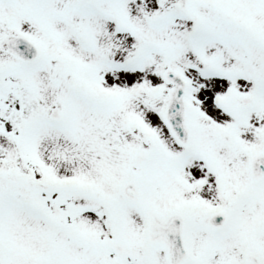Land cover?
Listing matches in <instances>:
<instances>
[{
    "label": "snow or ice",
    "instance_id": "6c2138e0",
    "mask_svg": "<svg viewBox=\"0 0 264 264\" xmlns=\"http://www.w3.org/2000/svg\"><path fill=\"white\" fill-rule=\"evenodd\" d=\"M0 264H264V0H0Z\"/></svg>",
    "mask_w": 264,
    "mask_h": 264
}]
</instances>
